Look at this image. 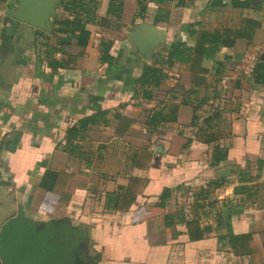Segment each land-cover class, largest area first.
<instances>
[{
  "label": "crops",
  "instance_id": "obj_1",
  "mask_svg": "<svg viewBox=\"0 0 264 264\" xmlns=\"http://www.w3.org/2000/svg\"><path fill=\"white\" fill-rule=\"evenodd\" d=\"M66 1L46 30L15 18L18 0H0V231L23 208L67 220L50 242L75 243L79 264H264V84L233 72L264 42L263 0H145L142 17L138 0H122L120 17L110 0L91 13ZM141 23L165 32L150 58L127 36ZM204 31L225 33L213 57L166 63L173 42L193 48ZM154 60L165 78L142 87ZM244 234L243 247L231 239Z\"/></svg>",
  "mask_w": 264,
  "mask_h": 264
},
{
  "label": "water",
  "instance_id": "obj_2",
  "mask_svg": "<svg viewBox=\"0 0 264 264\" xmlns=\"http://www.w3.org/2000/svg\"><path fill=\"white\" fill-rule=\"evenodd\" d=\"M38 2V3H37ZM58 0H18L12 14L26 24L51 30V18L55 14ZM127 36L146 57L152 56L153 50L165 40V32L155 25L141 23ZM65 219L38 220L28 215L23 208L4 222L0 231L1 264H79L73 250L76 245L70 241L50 242L59 231ZM60 236H63L61 234Z\"/></svg>",
  "mask_w": 264,
  "mask_h": 264
},
{
  "label": "trees",
  "instance_id": "obj_3",
  "mask_svg": "<svg viewBox=\"0 0 264 264\" xmlns=\"http://www.w3.org/2000/svg\"><path fill=\"white\" fill-rule=\"evenodd\" d=\"M155 1L160 4L164 2V0H155ZM137 4H138V12H136V16L141 15L142 17V13L146 11L145 0H138ZM94 5H96V2L94 0H67L66 2H64L63 7L64 10H66L67 12L75 13L76 11L79 12L87 11L91 13V11H94L92 9ZM122 5H123L122 0H110L108 13H112L113 15L120 17ZM76 18H79V15L76 16ZM94 19H92V21ZM72 22H69V20L64 19L58 21L57 24L68 25V24H73ZM224 34L225 33L219 31L201 32L197 39V44L193 48L187 45L186 42L183 41L173 42L167 49L166 63L168 65H171L174 61L189 62L193 59L194 54H199L206 57H213L214 54L216 53V50H218L221 44V39L224 36ZM110 44H111L110 41H106V40H102V42L100 43V52H101L100 59L108 63L112 61V56L109 54ZM263 60L264 57L261 56V58H259L258 62L256 63L253 74L251 76L252 81L261 84H264ZM164 78H165V73L163 72V69L160 66H157V60H154L152 64L147 65L143 69L141 75L139 76L138 83L142 87H158ZM170 109H172L170 115H163L162 110H158L154 112L148 120V126L153 127L156 126L158 123H160V121H169L172 118L175 111L173 108ZM101 113L104 114L105 112H101ZM99 114L87 116L79 119L77 125H73L67 130L66 132L67 139H74L82 135L87 125L89 123L94 122L95 117ZM74 150H75L74 148H71L68 151L70 153H74ZM172 190L173 188H164L159 196L160 202L165 203V201L169 199ZM119 200H120L119 193H115L109 197V202H113L114 206H117ZM169 218L170 216L166 214L165 215L166 225H169L171 223V221H168ZM209 230H210L209 227L205 228V231H209ZM231 239L240 240L239 244L242 245L243 247L244 243L248 241L249 235L244 234V235L233 236L231 237Z\"/></svg>",
  "mask_w": 264,
  "mask_h": 264
},
{
  "label": "built area",
  "instance_id": "obj_4",
  "mask_svg": "<svg viewBox=\"0 0 264 264\" xmlns=\"http://www.w3.org/2000/svg\"><path fill=\"white\" fill-rule=\"evenodd\" d=\"M264 3V0H263ZM264 56V42L253 46L243 56L244 58L236 65L235 73L237 77L248 76L251 77L259 58Z\"/></svg>",
  "mask_w": 264,
  "mask_h": 264
},
{
  "label": "rangeland",
  "instance_id": "obj_5",
  "mask_svg": "<svg viewBox=\"0 0 264 264\" xmlns=\"http://www.w3.org/2000/svg\"><path fill=\"white\" fill-rule=\"evenodd\" d=\"M243 58H244V57L238 59V60L235 62V65H234L235 67H234V69H233V70H234L233 72H234V75H235V76H236V73H235L236 65H238V64L240 63V61H241ZM260 58H261V57H260ZM247 77H248V76H242V78H247Z\"/></svg>",
  "mask_w": 264,
  "mask_h": 264
},
{
  "label": "flooded vegetation",
  "instance_id": "obj_6",
  "mask_svg": "<svg viewBox=\"0 0 264 264\" xmlns=\"http://www.w3.org/2000/svg\"><path fill=\"white\" fill-rule=\"evenodd\" d=\"M57 237H55L54 239H56Z\"/></svg>",
  "mask_w": 264,
  "mask_h": 264
}]
</instances>
